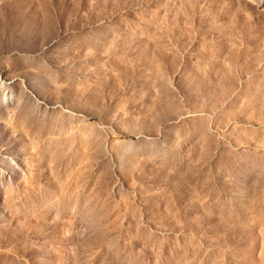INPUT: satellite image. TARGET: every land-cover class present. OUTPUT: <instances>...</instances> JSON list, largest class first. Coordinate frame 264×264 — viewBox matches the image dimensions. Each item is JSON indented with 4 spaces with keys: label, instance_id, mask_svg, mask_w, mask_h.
I'll return each instance as SVG.
<instances>
[{
    "label": "rangeland",
    "instance_id": "1",
    "mask_svg": "<svg viewBox=\"0 0 264 264\" xmlns=\"http://www.w3.org/2000/svg\"><path fill=\"white\" fill-rule=\"evenodd\" d=\"M0 264H264V0H0Z\"/></svg>",
    "mask_w": 264,
    "mask_h": 264
}]
</instances>
